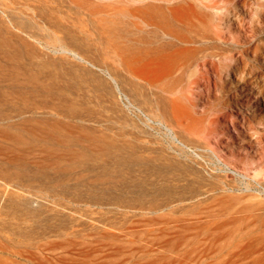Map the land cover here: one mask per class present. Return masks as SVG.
<instances>
[{
  "label": "rangeland",
  "instance_id": "374dc122",
  "mask_svg": "<svg viewBox=\"0 0 264 264\" xmlns=\"http://www.w3.org/2000/svg\"><path fill=\"white\" fill-rule=\"evenodd\" d=\"M259 225L264 0H0V264H264Z\"/></svg>",
  "mask_w": 264,
  "mask_h": 264
},
{
  "label": "bare ground",
  "instance_id": "6f19581e",
  "mask_svg": "<svg viewBox=\"0 0 264 264\" xmlns=\"http://www.w3.org/2000/svg\"><path fill=\"white\" fill-rule=\"evenodd\" d=\"M152 8V6L150 7V9ZM154 9V8H153ZM158 10V9H157ZM154 12H155V9H154ZM156 13H158V12H156ZM135 14V13H134ZM132 16H135V15H133V14H131ZM148 15H150V14H148ZM154 15H156V14H154ZM161 15V14H160ZM160 15H158V17L160 16ZM157 17V18H158ZM149 18V17H148ZM153 18V17H152ZM162 19V18H161ZM146 20H149V19H146ZM155 20V19H154ZM159 20V19H158ZM153 21V20H152ZM156 21V20H155ZM164 21V20H163ZM145 22H147V21H145ZM167 22V21H166ZM151 25V24H150ZM153 25V24H152ZM156 25V24H155ZM159 26L158 27H160V26H163V24L161 25V24H158ZM169 25V24H168ZM154 26V25H153ZM169 27V26H168ZM168 27H166V29L168 28ZM155 28V27H154ZM156 28H157V26H156ZM162 28V27H161ZM164 28V27H163ZM169 29H170V27H169ZM169 29H167V30H169ZM158 30H160V28L158 29ZM164 30V29H163ZM174 30H176V28L174 29ZM165 32H166V30H165ZM168 33V32H167ZM166 33V34H167ZM172 33H174V32H172ZM175 33H176V31H175ZM169 34V33H168ZM168 36V35H167ZM170 36V35H169ZM170 37H172V36H170ZM176 37V36H175ZM176 39V38H175ZM141 41H143V40H141ZM175 41V40H174ZM135 42V41H134ZM133 42V43H134ZM145 42V41H144ZM136 44V43H135ZM165 44V43H164ZM163 44V45H164ZM169 46H172L171 44H168ZM142 46H143V44H142ZM141 46V47H142ZM146 47H148V46H146ZM168 47V46H167ZM115 48H117V51H115L116 53H115V55L117 54V52L119 53V56L122 58V60L124 61V62H127L128 64L131 62V61H134L137 57H135V56H132V55H130V54H128V55H126V52H124L123 50H121V47H115ZM142 48H145V47H142ZM159 48H160V46H159ZM173 48H174V46H173ZM173 48H171L172 49V51L173 50H177V47H176V49H173ZM182 48V47H181ZM180 48V49H181ZM138 49V48H137ZM140 49V48H139ZM147 49V48H146ZM154 49V48H153ZM168 49V48H167ZM179 49V48H178ZM126 50H128L129 51V49H126ZM140 50H142V49H140ZM145 50V49H144ZM143 50V51H144ZM152 50V49H151ZM184 50V49H183ZM183 50H179V52H183ZM192 50V49H191ZM190 51V50H189ZM188 50H184V54H188V52H189ZM167 52H168V50H167ZM173 52H175V51H173ZM137 53V52H136ZM164 53V52H163ZM162 53V54H163ZM170 53V52H169ZM169 53H167V54H169ZM172 53V52H171ZM190 53H191V51H190ZM141 54V53H140ZM140 54H138L139 56H140ZM153 54V53H152ZM166 54V55H167ZM177 54V53H176ZM180 54V53H179ZM182 54V53H181ZM180 54V55H181ZM184 54H183V56H184ZM195 54H197V51L196 50H194V55ZM136 55V54H135ZM147 55V54H146ZM189 55H191V54H189ZM189 55H187V56H189ZM178 56V55H177ZM186 56V55H185ZM184 56V57H185ZM116 57H117V55H116ZM145 57V56H144ZM147 57V56H146ZM150 57H152V55H151V53H150ZM149 56H148V58H150ZM156 57V56H155ZM158 57V56H157ZM167 57H169V56H167ZM175 57V56H174ZM178 57H180V56H178ZM177 57V58H178ZM119 58V57H118ZM147 58V59H148ZM176 58V59H177ZM181 58H183L182 56H181ZM142 59H143V57H142ZM146 59V58H145ZM147 59H146V61H147ZM155 59V58H154ZM178 59H180V58H178ZM190 59H191V57H190ZM185 60V59H184ZM178 61V60H177ZM176 61V62H177ZM180 61H181V59H180ZM186 61V60H185ZM141 62V61H140ZM138 63V62H137ZM182 63V62H181ZM124 64V63H123ZM178 64H179V62H178ZM175 66L177 65V63L176 64H174ZM181 65V64H180ZM186 65V64H185ZM184 65V66H185ZM130 66V65H129ZM181 67V66H180ZM176 68V67H175ZM165 75V74H164ZM171 77V76H170ZM111 80L113 81V83H114V87L117 89V91H119V86H118V83H117V79H116V76L115 75H113V76H111ZM174 97V96H173ZM254 113V112H253ZM174 122V121H173ZM170 124V123H169ZM232 128L234 129V131H236V127H235V124L234 123H232ZM177 141V140H176ZM179 142V141H178ZM183 146V145H182ZM212 153H213V151H211ZM214 154V153H213ZM215 155V154H214ZM217 157V156H216ZM131 160V159H130ZM217 160L219 161V162H221V160L219 159V158H217ZM116 161H121L120 160V158H118ZM129 163V162H128ZM217 197V196H216ZM215 197V198H216ZM214 198V197H213ZM220 199H222L221 197H219ZM218 199V198H217ZM219 199V200H220ZM208 200V199H207ZM214 200H216V199H213V201ZM210 201V200H209ZM197 207V206H196ZM207 215H206V219L205 220H200L199 219V217H196L197 218V220L195 221V222H193V223H203V224H216L217 223V221H218V218L216 217V214L213 212V210H208L207 212ZM229 213V212H228ZM256 225V224H255ZM264 225H259V226H252V227H247V230H246V232H245V234L243 235V238L244 239H248V240H250V239H257L259 242H256V244L252 247L253 248V250H258V248H259V245L260 244H263L262 242H264V227H263ZM263 228V229H262ZM261 233H262V235H261ZM226 234H228V233H226ZM69 244H62V245H60L59 246V249L61 250L60 252H57V253H55V251H50V250H48V252L46 253V254H48V256L49 257H51V259H53V260H55V261H57V262H59V264H93V262L95 261V260H97V259H100V258H105L103 261H107V257L105 256V255H101V256H99V255H97V254H94V253H87V250H82V248H72V247H70V246H68ZM239 246H240V243H236L235 245H233L230 249H228L227 251H226V253H229V252H234V251H237L238 249H239ZM149 249V248H148ZM144 252H145V249L143 250ZM259 251V250H258ZM144 252H143V254H144ZM257 252V251H256ZM55 256H57L56 258H55ZM30 257V256H29ZM132 258H133V256L131 257V260L130 261H132ZM62 259H65L66 261H64V262H62V263H60L61 261H62ZM54 261V262H55ZM109 261H111V259L109 260Z\"/></svg>",
  "mask_w": 264,
  "mask_h": 264
}]
</instances>
